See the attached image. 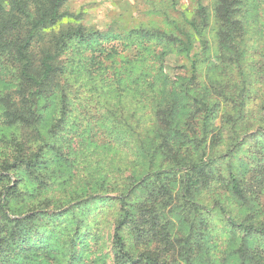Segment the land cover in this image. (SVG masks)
Returning <instances> with one entry per match:
<instances>
[{"label":"trees","instance_id":"1","mask_svg":"<svg viewBox=\"0 0 264 264\" xmlns=\"http://www.w3.org/2000/svg\"><path fill=\"white\" fill-rule=\"evenodd\" d=\"M63 2L0 0V264H88L81 234L88 225L83 224V207L52 212L51 198L43 192L51 190L48 162H69L58 132L68 126V70L73 59L78 72L91 73L77 55L67 60L66 51L74 42L79 52L89 48L100 55V41L112 32L70 22L60 26ZM233 6L234 0L216 4L223 46L236 42L239 21ZM194 28L200 32L195 24ZM132 34L157 40L164 54L171 45L191 50L189 34L185 39L156 29ZM190 62L187 79L179 77L166 85L163 77L152 125L136 136L120 191L105 199L114 214L111 253L101 257L103 264L105 258L113 264H215L204 256L194 259L192 253L195 244L203 251L208 239L209 216L200 203L202 195L219 182L249 211L241 220L225 217L230 232H240L229 236L236 242L234 264H264V131L245 145L229 148L232 140L223 152L220 132L207 136L216 101L206 98L204 91L193 93L197 59ZM191 118L197 120V128ZM26 197L31 198L27 210L11 217V203ZM40 202L47 206L36 207ZM69 212L71 220L58 216Z\"/></svg>","mask_w":264,"mask_h":264},{"label":"rangeland","instance_id":"2","mask_svg":"<svg viewBox=\"0 0 264 264\" xmlns=\"http://www.w3.org/2000/svg\"><path fill=\"white\" fill-rule=\"evenodd\" d=\"M217 1L64 0L61 6L65 15L60 26L70 22L94 30L110 28L112 32L110 38L100 41V55L89 48L79 52L74 42L66 51L67 60L77 55L91 73L78 72L73 59L74 65L68 70V126L58 132L69 162H48L51 190L43 192L51 198L48 207L52 212L73 211L77 204L83 207V224L88 225L81 234L87 244L83 254L88 264H103L101 257L111 253L114 208L106 205L105 199L120 191L128 162L134 157L136 136L141 128L152 125L157 88L164 76L166 85L179 77L187 79L190 61L197 59L193 93L204 91L206 98L216 101L207 136L220 132L223 152L232 140L229 148L239 142L245 145L264 131V0H234V17L239 21L234 46L221 45ZM137 29H156L183 39L189 34L191 50L180 51L171 45L164 54L157 40L136 38L132 31ZM190 121L197 128V120ZM213 186L214 190L202 195L200 201L208 210V239L203 251L194 245L192 258L204 256L215 264H234L231 253L236 242L229 236L238 237L240 232H230L225 217L241 220L249 211L231 198L221 182ZM30 200L26 197L12 202L14 215L10 216L26 211ZM43 206L47 204L36 205ZM58 216L74 218L70 212ZM58 229L66 235L63 228ZM105 264L113 263L105 258Z\"/></svg>","mask_w":264,"mask_h":264}]
</instances>
